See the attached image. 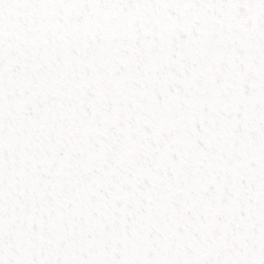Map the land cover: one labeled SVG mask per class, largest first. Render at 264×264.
Listing matches in <instances>:
<instances>
[{
	"label": "snow or ice",
	"instance_id": "snow-or-ice-1",
	"mask_svg": "<svg viewBox=\"0 0 264 264\" xmlns=\"http://www.w3.org/2000/svg\"><path fill=\"white\" fill-rule=\"evenodd\" d=\"M0 264H264V0H0Z\"/></svg>",
	"mask_w": 264,
	"mask_h": 264
}]
</instances>
